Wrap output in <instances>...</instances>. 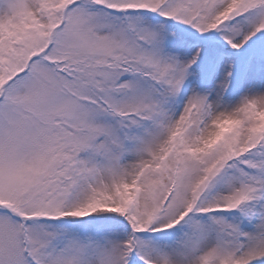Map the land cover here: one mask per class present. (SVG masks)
<instances>
[{
    "label": "snow or ice",
    "instance_id": "1",
    "mask_svg": "<svg viewBox=\"0 0 264 264\" xmlns=\"http://www.w3.org/2000/svg\"><path fill=\"white\" fill-rule=\"evenodd\" d=\"M0 264H264V0H0Z\"/></svg>",
    "mask_w": 264,
    "mask_h": 264
}]
</instances>
